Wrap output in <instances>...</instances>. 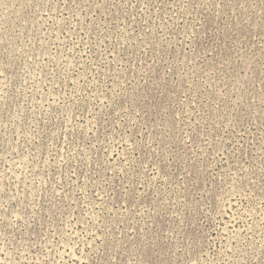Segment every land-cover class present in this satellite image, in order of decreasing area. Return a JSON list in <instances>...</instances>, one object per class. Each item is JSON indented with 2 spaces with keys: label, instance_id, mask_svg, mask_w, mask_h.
<instances>
[{
  "label": "rangeland",
  "instance_id": "1",
  "mask_svg": "<svg viewBox=\"0 0 264 264\" xmlns=\"http://www.w3.org/2000/svg\"><path fill=\"white\" fill-rule=\"evenodd\" d=\"M0 264H264V0H0Z\"/></svg>",
  "mask_w": 264,
  "mask_h": 264
}]
</instances>
